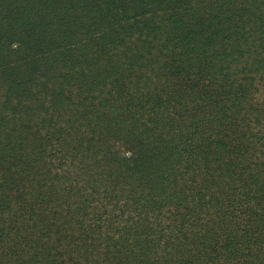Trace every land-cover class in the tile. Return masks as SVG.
I'll return each mask as SVG.
<instances>
[{
	"label": "rangeland",
	"instance_id": "1",
	"mask_svg": "<svg viewBox=\"0 0 264 264\" xmlns=\"http://www.w3.org/2000/svg\"><path fill=\"white\" fill-rule=\"evenodd\" d=\"M127 1L135 5L137 12L143 4L150 2L0 0V66L11 65L18 73L15 75L16 82L23 79L30 83L28 80L39 77L44 80L41 87L34 89V94L20 97L23 99L22 104L16 101L9 108L18 109L17 117L10 114L6 117L7 94L1 84L5 76L0 68V132L9 128L15 137V140L9 139L5 145L0 143V264H203L204 258L210 264H236V260L229 256V251L238 249L242 242L241 232L248 228L242 223L246 217L242 219V212L247 211V217L253 215L254 220L259 219L255 227L260 231L264 227V208L261 205L264 204V195L261 196L262 192L254 188L257 183L252 184L250 178V172L260 167L259 176L263 179L264 166L261 163L259 166L249 163L248 158L235 153V147L242 145L235 137L243 135L250 150L254 145L250 143L249 131L245 128L248 120L242 118L243 113L238 114L232 108L233 99L229 98L228 93L225 92V99L220 104L216 102L218 97L210 99L212 90L204 87L208 81L194 74L197 71L193 68L192 59L187 60L184 56L164 59L158 77L161 80L168 79L169 83L160 94L150 88L152 93L147 96L146 86L145 90L138 88L140 93L137 95H144V108L139 107V100L126 101L123 96L104 101L123 102L124 107H132L137 112L134 118H138V113L144 110L148 112L153 103L167 98L166 92L175 95L178 89L182 93L185 89L186 105H183V100L177 103L173 98L161 103L167 106L164 114L174 123L173 129L180 128L179 124L185 117L186 122L181 129L175 130V140L179 141L176 144L170 143L168 147L176 146L174 157L179 158L180 162L195 160L193 166L174 162L170 170L166 171L169 178L160 181L161 190L153 191L154 195L150 197L147 195V186L133 183L124 174L121 180H117V184L120 182L118 187L116 182L109 186L100 176L96 177L98 184L83 183L81 189L75 186L76 181L73 179L69 182L62 179L49 180L55 172L79 168L83 155L90 156L89 159H83L85 164L100 170L94 159L104 160L102 156L108 146L122 144L117 140L119 136L128 145L139 143V134L147 133L144 124H147L148 113L140 116L135 126H130L133 121L124 118L122 110L108 112L107 116H92L89 123L84 118L80 119L86 100L85 96H78L74 92L77 87L88 88L97 81L90 80L88 70H93L95 75L110 71L116 65L129 67L133 62L134 67L138 68V65L146 63V60H135L132 57L133 54H145L152 47L144 41V24H140L138 30L131 28L137 26V12L128 8L120 14L122 22L118 21L117 30L110 26L112 7L121 6ZM154 1L160 3L157 8L150 10L151 13L157 12L152 22L157 32L154 47L163 52H176L191 46L193 37L199 34L196 22H192L194 29L189 34L190 38L184 42L182 36L189 33L186 27L188 22L180 31L175 40H178L176 45L181 46L175 47L173 42L164 46L171 29L170 21L163 20L166 17L165 4L174 3V0ZM79 2L81 10L75 12V5ZM209 13L210 17L202 16L200 20L217 24L212 14H218L219 11L212 10ZM76 14L81 16L78 24L82 30L65 23ZM67 29L69 32H66ZM76 30V38H69V33ZM122 30L125 32L121 33ZM31 32L34 41L31 35L28 36ZM65 33H68V38ZM100 35L102 40L95 44L92 39ZM114 37L117 43L112 41ZM205 38L209 39L207 45L216 43L207 34ZM259 53L257 55L248 51L247 62H252L243 72H237V66L241 65L224 66L227 75H230V70H235L238 74L242 73V76H250L252 65L262 61L260 57L264 56L262 49ZM55 73V81H46L53 79ZM217 76L220 79L218 83L227 91L230 88L228 76L225 79L220 74ZM146 78L150 76H144L142 80ZM152 80L151 75L149 81ZM6 85L10 86L9 83ZM108 88V85L105 86V90ZM133 89H136L135 84ZM38 91L42 92V96L35 95ZM155 94L160 96L155 98ZM239 94L240 98L246 99L240 100L238 105L243 106L252 101L247 98V92L240 91ZM20 95L16 91L12 98ZM38 98L41 99L34 100ZM127 111L133 110L129 108ZM4 117L7 121L2 119ZM108 118L112 121L117 118L114 122L120 123V129L111 135L114 137L112 143L111 138L103 142L104 138L94 131L98 119L108 121ZM258 134L264 137V127L259 128ZM20 136L22 138L19 139ZM39 147H46L49 156L36 161L32 159L31 153ZM136 147L142 149L140 144ZM134 151L135 148L127 146L123 153L119 152L123 159L127 158L121 161L122 166H141V169H146L144 165H149L147 161L141 165L133 163ZM215 151L222 154L219 156ZM218 157L221 160H217ZM263 157L264 153L259 155V162L264 161ZM158 160L157 165H160L162 159L158 157ZM228 160H232V163ZM218 161L223 163L221 169H216ZM49 166L53 169L52 176L48 175L46 169ZM105 166H112L108 158ZM219 174L222 176L216 179ZM240 177L249 179L248 185H244ZM228 181L233 182L234 186H225ZM126 182L129 183L126 184L127 189L123 186ZM64 183L67 185L65 189ZM57 184L60 186L54 187ZM184 185L189 189L184 191ZM115 189L119 191L114 193ZM154 190H157V185ZM248 191L251 195L245 198ZM239 193H243L246 200L244 204ZM231 194L232 199L236 196L235 211L228 213L223 207L216 211L213 196L218 198L223 195L224 200L229 201ZM184 195L186 202L181 199ZM186 204L188 207L184 209ZM190 207L195 209L190 210ZM218 221L224 223L220 222L215 227ZM208 233L210 238H216L215 258L211 252H204L203 244L210 242L207 240Z\"/></svg>",
	"mask_w": 264,
	"mask_h": 264
},
{
	"label": "trees",
	"instance_id": "2",
	"mask_svg": "<svg viewBox=\"0 0 264 264\" xmlns=\"http://www.w3.org/2000/svg\"><path fill=\"white\" fill-rule=\"evenodd\" d=\"M169 2H171V0H169ZM173 2L174 3L166 2L165 4L166 17L164 16L163 20L167 22L170 21L171 29L169 38L167 37L165 39L164 46H167V44L171 42H173L175 47L181 46L176 45L178 43V40L175 39L178 37L180 31L187 22L188 23L186 24V27L189 33L183 35L182 40L184 42L186 38H190L189 34L194 29V27L191 26L192 22H196L198 25L199 34H197L196 37H193L191 46L187 47L184 50H178L176 52H163L154 47L155 45L153 44L157 42V40L155 39L157 32L156 27L152 24V22L156 19L157 12L151 13L150 10H154L155 8H157V5L160 4L159 2L155 3L154 0H150V2L143 4L138 9V12L135 10V5H130V1L122 3L121 6L114 5L110 10V14L112 15L110 17L111 29L117 30L119 24L118 21L122 20V18H120V14L127 11L128 8H133L134 11L137 12L135 19V23L137 26H131L132 30L134 28L138 30L140 24H144L145 29L142 28V30L146 31L145 36L143 37L144 41L152 47L148 49L145 54H133L132 57H134L135 60H146V63L138 65V68H136V66L134 67L133 62L130 63L129 67L116 65L110 71H102L95 75H93V70H88L87 75L90 80L97 81H95L88 88L77 87L74 90V92L78 96H85L84 99L86 100L80 119L84 118L89 123L90 119H92V116L102 117L107 116L108 112H119L120 110H122V116L124 118L132 119L133 122L130 126H135L138 122L139 117L143 114L148 113L147 124L143 123L145 129L147 130V133L143 132L139 134V141H137L139 143H127L128 145H125L123 137L119 136L117 140L118 142H122V144L108 146L106 148V153L104 151V154L102 156L104 160L94 159V161L97 162L98 167H100V170L96 169L91 164H85L83 159H89L90 156L83 155L82 160L78 164L79 168L71 170L64 169L60 173L55 172L52 179L51 177H49V180L62 179L64 180V182H69L73 179L74 181H76L75 186L78 189H81V185L83 183L85 185H89L90 182L92 183V185L98 184L99 181L98 179H96V177L100 176L106 183H108L109 186L116 182V186L118 187L120 182L117 184V180H121V175L124 174L128 175V177H130V181H133V183L139 182L147 186L149 190L147 195L149 197L154 195L153 191H160L162 188L160 181H165L167 180V178H169L168 172L166 171L170 170L174 162H180L179 158L177 159L174 157V154L177 153L176 146L169 148L168 145H170V143L176 144V142L179 141V139L175 140V130L181 129V127L186 122L185 117L182 115L184 119L182 122L180 121V128L176 127L175 129H173L174 123L169 120L168 115L164 114L165 108L167 106L163 105L161 102L163 100L170 101L169 98H173L172 100H177V103L178 100L179 103H182L183 100V105H186V96L184 95V92L186 90L183 89L182 93L181 89H178L177 91H175V93H177L175 95H170L169 92H166V95L168 96L167 98L160 99L162 101H160L159 103H157L158 101L153 103V107L150 108L148 112L144 110L138 113V118H134V114L137 112H135L132 107H124L122 104L123 102L113 103L108 101L116 97L123 96L126 101H130L133 99L139 100V107L144 108V106L146 105L143 99L144 95L141 97L137 95L138 92L140 93L138 88L145 90L146 86L148 88V92L146 93L147 96L149 95V93H152L150 88H153L158 92V94H160V92L167 88L169 80H161L160 77H158V73H161L159 69L162 68L164 59L169 57L172 59H176L177 56H184L187 60L188 58L192 59L191 63L193 64V68L197 71L194 74L200 75L203 79L208 81L205 83L206 85H204V87L206 89L209 87V89L212 90L209 95L210 99L218 97L219 99L216 100V102L220 104V102L225 99V92L228 93L230 99H233L232 108L235 109L238 114L243 113L242 118L248 120V122H246L245 124V128H247L249 131L248 135L250 138V143H254L252 149L250 150V147H248L244 142L245 137L243 135L235 137L236 139H238V143H241L243 145V148L242 145L239 147L236 146L235 153L244 157L245 159L248 158L249 163L255 164L256 166H259L261 163V166H264L263 160L259 162V155L264 153V150L262 149V147H264V137L263 135L258 134L259 128L261 129V127H264V56L260 57L262 61H257L252 65L251 69L249 70L250 76H242V73L238 74L239 72H243L245 67H248V64L252 62H247L248 51L250 53L255 52L257 55L260 54L259 51L261 49L262 52H264V0H174ZM79 10H81L80 2L75 5V12ZM212 10L219 11L218 14H212V16L216 18L217 24H208L205 21L200 20L202 16L210 17L209 12ZM225 13H227V15H225ZM80 18L81 16H79L78 14L72 15L67 19V21H65V23L75 26L76 28H78L77 30H82L83 28H79L80 25L78 24ZM172 23H174V25ZM77 30L75 32L71 31L69 33V38H76V36L78 35ZM66 32H69V29H67ZM124 32L125 30L121 31V33ZM205 34H207L211 38V40H216V43H214V45H207V41L209 39L205 38ZM30 35L34 41L33 33L31 32L28 36ZM38 35L40 34L38 33ZM67 35L68 33H65L66 37ZM92 40L96 44L102 40V35L94 37ZM160 40L161 38H159V41ZM112 41L117 43L115 37L112 39ZM221 52L222 54H220ZM157 60H162V62L159 63V61ZM186 62L187 61H183V63ZM153 64L154 67H152ZM226 65H241V67L237 66L238 73L235 70L234 72H231L230 70V75L228 76L224 67ZM0 68L3 69V74L5 76V78L2 79L1 84L5 89V94H7V103H5V115L6 117H8L9 114L17 117L18 109L9 108H12L13 103L16 101L18 104H22L23 99L20 97L34 94V89H38L39 86L41 87L44 83V80L39 77L34 78V80H28L30 83H26L23 79H19V81L16 82L17 79L15 75H17L18 73H16L12 69L11 65H4V67L0 66ZM217 74H220L223 79L227 78L228 76L230 88L226 89L227 91H224L221 83H218L219 78ZM151 75L153 80L149 81ZM56 76L57 74L55 73L52 77L53 79H48L46 81H55L54 79L56 78ZM144 76H150V78H146V80L143 81L142 77ZM18 78L23 77L19 76ZM8 83L10 86L5 87ZM134 84L136 86L135 90L133 89ZM107 85L109 88L105 90V86ZM168 90L170 91V89ZM16 91L21 93V95L12 98L13 95H16ZM240 91L247 92V98H251L252 101H249L246 105L243 106L238 105L240 100L246 99V97L240 98ZM83 92L86 95L83 94ZM35 95L42 96V92L38 91ZM158 96L160 95L155 94V98H158ZM39 99L41 98L34 100L38 101ZM105 99H107L108 101H104ZM226 100H228V98ZM237 107H240V109H237ZM86 108H88L87 111H85ZM129 108H131L133 111H127ZM6 117L2 119L4 121H7ZM237 117L239 116L237 115ZM115 120L112 121V119L108 118V121L98 119L95 122L94 131L98 132L104 138L103 142H105L106 140H110V138L112 139L111 143L114 141V137H111V135L113 132L120 129V123L114 122ZM15 125L19 126L17 122H15ZM20 138H22V136H20L19 139ZM9 139L15 140L13 131L9 128H5L1 133L0 143H3V145H5L8 143ZM186 140H194L196 142L199 141L198 139L193 138H187ZM111 143H108V145H110ZM137 144H140L142 146L141 150L137 149ZM127 146L128 148H135V151L133 152V157L135 160L133 161V163H137L136 165H141L142 163L144 164L147 161L149 165H144L146 169H141V166L135 168H124L122 166L121 161H124V159L127 158L123 159L120 154L121 152L123 153L125 151ZM228 152L229 150L226 151V153ZM48 153L49 152H47L46 147H43L41 149L39 147V149L33 150V152L31 153L32 159L41 161L43 157H47V155L49 156ZM214 153L219 154V156L222 154V152L219 151H215ZM158 157L162 159L160 165H157V162L159 161ZM107 158L108 162L112 163L111 167L105 166ZM217 160H221V158L218 157ZM182 162H184L187 166H193L195 160H185ZM221 162L216 165V169H221L223 167V163ZM228 162L232 163V160H228ZM180 163H178L177 165H180ZM46 169L48 171V175L52 176V167L49 166L48 168L46 167ZM260 171V167H257L255 172H250V178L252 179V184L257 183L254 188L261 191V196H263L264 168H262L263 179H261L259 176ZM107 173L108 176L106 175ZM110 175L111 177H109ZM221 176L222 174H219L216 179ZM240 178L243 180L244 185H248V183L250 182L247 178ZM79 181L81 183H79ZM190 181H192V179ZM126 184L129 183H123V186L127 189L128 186H126ZM183 184L184 183H182L181 185ZM155 185H157V190H154ZM59 186L57 184L54 187ZM63 186L65 189L67 187L66 183H64ZM225 186L233 187L234 185L233 182L231 183L230 181H228L225 182ZM186 188L189 189V187L184 185V191H186ZM117 191L119 190H113L114 193H116ZM198 193L200 195L201 191H199ZM178 195L179 194H177L176 197H178ZM239 195L241 197L242 203L244 204L246 202L245 198H247L248 196L250 197L251 193L250 191H248L245 198L243 197V193H239ZM232 197V194L229 195V201H226L224 200L223 195L218 196V198L213 196V206L215 207V210L217 211L218 209H221L223 207V209L227 210L228 213H230L231 210L235 211L234 205L236 196L233 199ZM181 199L186 202L185 195L182 196ZM261 205L262 208H264V204L261 203ZM187 207L188 204L185 205L184 209H186ZM194 209V207H190V210ZM246 214L247 211L242 212V219L246 216L242 223L246 224V226H248V228L250 229L246 227L244 230H242L241 245L236 251H229V256H232L236 260V264H264V227L260 231L257 227H255L256 223L259 222V219L254 220L253 215L247 217L248 215ZM220 222L223 221H218L217 223H215V227ZM216 235L217 231H215L214 237H216ZM207 240L210 242L203 244L205 248L204 252H211L212 256H214L215 258L217 256L216 238H210V234L208 233ZM202 261L203 264H210L206 258H204Z\"/></svg>",
	"mask_w": 264,
	"mask_h": 264
}]
</instances>
